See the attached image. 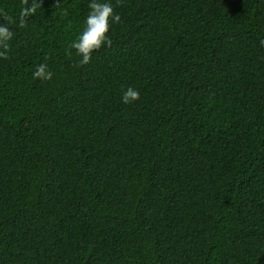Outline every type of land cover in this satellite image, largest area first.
<instances>
[{"label":"trees","instance_id":"trees-1","mask_svg":"<svg viewBox=\"0 0 264 264\" xmlns=\"http://www.w3.org/2000/svg\"><path fill=\"white\" fill-rule=\"evenodd\" d=\"M91 2L0 0V264H264V0Z\"/></svg>","mask_w":264,"mask_h":264},{"label":"clouds","instance_id":"clouds-1","mask_svg":"<svg viewBox=\"0 0 264 264\" xmlns=\"http://www.w3.org/2000/svg\"><path fill=\"white\" fill-rule=\"evenodd\" d=\"M119 3V0H118ZM21 11L19 15V27L27 26V19L36 14L37 10L42 8V0H21ZM60 0H56L55 7H61ZM90 12L85 22L83 32L78 36L77 40L72 42L71 48L76 50L77 56L81 59L80 66L87 65L91 62L92 54L98 52L103 47H111L112 40L109 37L111 23H120V15L114 12L111 3L101 2V0H92L88 5ZM67 15V10H63ZM0 19L7 23L0 26V58L8 59V52L11 49L9 41L13 39L14 33L10 30L9 25L15 21L8 15L6 11H0ZM264 45V40L261 41ZM34 79L50 81L53 78V73L48 70L46 63H41L36 66V70L32 73ZM140 99V92L132 87H128L122 94V102L131 104Z\"/></svg>","mask_w":264,"mask_h":264}]
</instances>
